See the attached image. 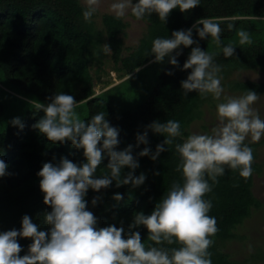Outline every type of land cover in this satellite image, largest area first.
I'll return each mask as SVG.
<instances>
[{
  "label": "trees",
  "instance_id": "1",
  "mask_svg": "<svg viewBox=\"0 0 264 264\" xmlns=\"http://www.w3.org/2000/svg\"><path fill=\"white\" fill-rule=\"evenodd\" d=\"M86 8L81 0H0V120L5 118L6 121L0 129V159L11 173L0 177V233L21 230L24 215L31 217L40 230L49 231L51 226L44 222V216L52 209L44 204L45 194L37 173L44 163L52 162L53 156L57 160L67 157L78 165L86 162L83 149L74 148L71 141L54 144L33 128L45 114L29 101L35 99L47 104L49 97L66 93L78 102L76 111L85 122L103 112L110 125L120 130L117 150L130 144L135 146L137 133L143 134L146 126L155 121L180 122L182 136L172 145H165L169 150L162 152L155 161L150 156L140 157L138 153L148 147L154 154L156 146L166 139L164 135L149 130V144L134 147L133 155L139 162L134 175L145 174L143 185L117 188L113 181L109 188L99 192L89 189L85 197L87 210L98 218V228L115 225L123 227L127 233L134 214L150 215L173 183H183L182 171H177L180 155L175 145L183 143L188 136L189 126L200 116L202 104L209 97V94L201 96L195 91L184 95L181 81L187 79L191 69H182L191 47L181 46L182 55L177 57L179 67H175L167 57L162 63L154 62L153 40L171 38L174 31L193 28L199 19H213L220 23L222 30L219 44L212 37L200 39L195 29L192 38L202 50L213 54L214 62L222 69V78L235 70L264 68V0H200L189 12L173 9L165 23L160 21L158 13H152L143 19L147 29L139 43L126 54L121 34L125 33L128 22L114 13H104L103 26L99 27L93 16L90 22L85 21ZM229 23L233 25L231 30ZM240 30L250 34V45H240L237 35ZM104 42L112 50L114 70L124 79L97 92L96 85L103 75ZM229 44L235 47V52L225 57L223 47ZM168 72L173 74L168 75ZM109 82L106 80V84ZM229 87L245 93L249 90L257 94L264 92V82L254 80L230 81ZM16 97L24 101L22 116L14 115L21 119L23 129L10 123L14 119L9 117L12 114L10 106ZM245 143L253 150L252 176L242 178L239 169L226 166L225 174L217 178L213 191L205 196L212 201L209 215L215 217L218 228L216 235L210 237L214 240L209 248L213 264H259V260H264L263 250L238 261L221 248V244L237 236L235 228L251 214L253 207L261 205L252 188L254 173L259 168L255 160L256 144ZM109 159L105 155L97 176L110 175ZM129 171L132 170L123 169L122 178ZM157 172L160 174L156 175ZM209 183L212 182L209 180ZM116 193L123 195L121 201L113 199ZM95 197L100 199L93 206ZM133 231L140 232L146 248L154 246L148 239L146 227L139 226ZM18 242L23 249L22 257L28 253L32 240L18 238ZM163 247L180 245L164 244Z\"/></svg>",
  "mask_w": 264,
  "mask_h": 264
},
{
  "label": "clouds",
  "instance_id": "2",
  "mask_svg": "<svg viewBox=\"0 0 264 264\" xmlns=\"http://www.w3.org/2000/svg\"><path fill=\"white\" fill-rule=\"evenodd\" d=\"M99 3L100 0H86L85 21H91ZM199 4L200 0H138L135 4L132 0H118L111 8L117 18L124 17L130 9L137 20L158 13L160 21L165 23L173 9L179 8L186 13ZM232 28L229 23L228 29ZM193 29L200 39L212 37L218 44L221 42L220 23L202 18L193 28L172 32L171 38L153 40L151 52L155 56L154 62L162 63L167 57L171 65L179 67L177 57L182 55L181 46L191 47L182 69H191L187 79L181 81L184 95L195 91L201 96L211 94L219 101L224 93L220 76L222 69L214 62L213 54L202 50L198 41L192 38ZM237 35L240 45L252 43L247 31L240 30ZM194 44L196 46L192 47ZM234 52L235 47L231 44L223 47L225 57L233 56ZM259 98L251 90L238 97L224 96L223 102L217 104L218 123L211 133L191 134L183 143L175 145L180 155L177 171H182L183 183H173L150 215L143 212L134 214L127 233L123 227L115 225L98 228V218L87 210L85 197L89 189L99 192L109 188L113 181L117 188L129 184L133 188L143 185L145 174L134 175L139 167L138 159L133 155L134 147L149 144V130L164 135L166 139L156 146L154 154L148 147L138 153L140 157L150 156L155 161L162 152L169 150L165 145H172L176 138L182 136L180 122L155 121L146 126L143 134L137 133L135 146L130 144L123 150H117L120 130L110 125L103 112L85 122L76 111L78 102L66 93L49 97L47 104L35 99L29 101L45 114L33 128L54 144L71 141L74 148L83 149L86 162L78 165L67 157L61 156L57 160L53 156L52 162L43 164L37 175L41 177L44 204L52 209L44 216L50 230H40L31 217L24 215L21 230L0 233V264H213L209 248L214 240L210 237L216 235L218 228L215 217L209 215L212 201L205 196L213 191L217 178L225 174L226 166L232 170L239 169L242 178L252 176L253 150L245 141L250 137L252 142H258L264 137V119L253 108ZM10 123L21 129L24 127L19 117ZM105 155L110 158L107 164L110 175L97 176ZM7 168L8 165L0 159V177L11 175ZM125 168L132 171L122 178ZM99 199L93 198V206ZM113 199L121 201L123 195L116 193ZM139 226L146 227L148 239L154 242V246L145 247L140 232L133 231ZM18 238L32 240L28 253L22 257L23 249ZM164 244H178L180 247L166 248Z\"/></svg>",
  "mask_w": 264,
  "mask_h": 264
},
{
  "label": "rangeland",
  "instance_id": "3",
  "mask_svg": "<svg viewBox=\"0 0 264 264\" xmlns=\"http://www.w3.org/2000/svg\"><path fill=\"white\" fill-rule=\"evenodd\" d=\"M86 5V0H81ZM118 0H100L99 7L93 18L99 27H102V16L104 13H114L111 5ZM133 4L138 3V0H132ZM115 14V13H114ZM128 22V26L125 29V33L121 36L124 40V54L128 53L134 46H136L142 35L147 29V22L145 20H137L131 14L130 9L123 17ZM104 55L102 56L104 63L101 70L102 80L96 85L97 92L102 91L124 78H120L117 71L114 70V62L111 57V48L107 42L103 43ZM108 46L111 51L107 50ZM106 80H110L109 84H106ZM234 80H254L258 82H264V68L257 69H240L233 71L228 77L222 78L221 86L224 89V93L221 100H216L211 94L203 102L201 107L200 116L195 119L188 128V136L191 134H210L213 127L218 123L217 117V104L223 102L224 96L238 97L245 94L241 90H233L229 87V82ZM259 100L253 105V108L258 111L261 118L264 119V92L258 94ZM12 114L10 118H14V115L22 116L24 110V101L20 97L14 98L11 102ZM5 120V118H3ZM2 118L0 120V129L6 125V121ZM185 137V140L188 138ZM246 141L255 143L257 149L256 161L259 164L258 170L254 173L253 191L256 197L260 200L261 205L259 207H253L251 214L244 219V221L237 225L235 232L237 236L225 241L221 244V248L230 254V258L238 261L251 256L252 253L258 250L264 251V137L258 142H252L249 137ZM259 264H264V260H259Z\"/></svg>",
  "mask_w": 264,
  "mask_h": 264
}]
</instances>
